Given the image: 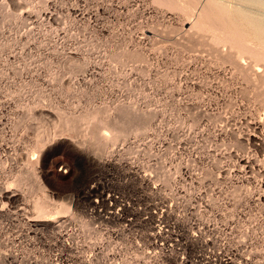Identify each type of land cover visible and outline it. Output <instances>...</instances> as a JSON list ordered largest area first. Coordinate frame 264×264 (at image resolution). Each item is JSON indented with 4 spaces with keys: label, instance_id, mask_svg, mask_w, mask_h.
<instances>
[{
    "label": "rangeland",
    "instance_id": "1",
    "mask_svg": "<svg viewBox=\"0 0 264 264\" xmlns=\"http://www.w3.org/2000/svg\"><path fill=\"white\" fill-rule=\"evenodd\" d=\"M263 1L0 0V264H77L54 223L112 156L171 263L264 264Z\"/></svg>",
    "mask_w": 264,
    "mask_h": 264
},
{
    "label": "built area",
    "instance_id": "2",
    "mask_svg": "<svg viewBox=\"0 0 264 264\" xmlns=\"http://www.w3.org/2000/svg\"><path fill=\"white\" fill-rule=\"evenodd\" d=\"M109 162L71 198L75 208L55 221L63 247L73 248L77 264H182L181 259L168 260L171 227L164 211L159 206L147 208L131 193L119 191L116 185L124 178L116 172L117 158L112 156ZM56 164L67 172L64 160Z\"/></svg>",
    "mask_w": 264,
    "mask_h": 264
},
{
    "label": "bare ground",
    "instance_id": "3",
    "mask_svg": "<svg viewBox=\"0 0 264 264\" xmlns=\"http://www.w3.org/2000/svg\"><path fill=\"white\" fill-rule=\"evenodd\" d=\"M255 1H256V0H255ZM263 2H264V1H263ZM250 22H251V21H250ZM258 25H259V24H258ZM252 26H253V25H252ZM254 26H255V25H254ZM258 27H259V26H258ZM254 28H255V27H254ZM259 28H260V27H259ZM259 28H258V29H259ZM260 29H261V28H260ZM260 31L264 32V30H260ZM259 35H260V34H259ZM242 47H243V46H242Z\"/></svg>",
    "mask_w": 264,
    "mask_h": 264
}]
</instances>
